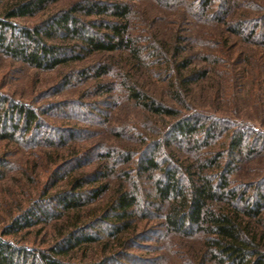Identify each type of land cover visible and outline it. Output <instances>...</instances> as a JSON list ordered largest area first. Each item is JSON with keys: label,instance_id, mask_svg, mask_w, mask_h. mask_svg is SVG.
Masks as SVG:
<instances>
[{"label": "trees", "instance_id": "16d2710c", "mask_svg": "<svg viewBox=\"0 0 264 264\" xmlns=\"http://www.w3.org/2000/svg\"><path fill=\"white\" fill-rule=\"evenodd\" d=\"M61 1L0 0V54L59 69L58 88L82 90L57 107L70 123L53 128L0 93V180L16 169L30 179L23 155L37 146L51 149L41 163L52 167L38 198L3 228L0 264H264V130L187 103L211 72L235 98L264 87V51L250 47L264 48V4L72 0L51 12ZM40 14L34 28L14 23ZM121 101L169 119L141 133L124 123L108 143L100 128ZM47 225L57 233L48 248L5 239Z\"/></svg>", "mask_w": 264, "mask_h": 264}, {"label": "rangeland", "instance_id": "374dc122", "mask_svg": "<svg viewBox=\"0 0 264 264\" xmlns=\"http://www.w3.org/2000/svg\"><path fill=\"white\" fill-rule=\"evenodd\" d=\"M71 1L62 0L51 8V12L68 6ZM257 1L264 4V0ZM239 11L241 12V10ZM46 15L40 14L33 18H19L15 19L14 23L21 27L34 28L45 19ZM177 16L176 13H173L170 15V19L177 20ZM250 47L257 51H264V48L256 45H250ZM195 49L196 51L202 50L200 46ZM203 65H205L204 62L198 60L196 66L202 67ZM64 75L65 72L62 73L59 69L55 71L32 69L0 54V93L38 110L41 117L50 123L52 128L53 125L66 127L70 123L68 121L71 119L69 120L68 116H62L64 112L60 113L57 107L67 105L71 100L79 99L78 97L82 93V90H61L58 88V83L64 78ZM138 78L159 97H163L165 101L170 103L174 102L168 96L164 83L151 79L146 74H141ZM88 85L93 86V82L83 84L81 89L87 88ZM225 85L226 83L222 78L211 72L206 80H202L199 84L193 86L190 95L187 97L190 111L200 110L217 117L248 123L260 130H264V87L254 88L252 96L249 94L246 98L235 92L238 97L235 98L234 94H227L228 91H225ZM252 88L250 86V89ZM78 89H80L79 86ZM179 107L184 112H187V109L183 108V106ZM105 109L108 110L109 108ZM105 109L104 111H106ZM108 114L110 113L108 112ZM168 119L154 117L131 101H121V104L116 109H113L112 115L108 117V122L104 125V128H100L101 135L99 137L105 138L108 143H117L115 131H118L117 129L121 128L124 123L135 126L141 133L148 130V125H152L149 124L150 121H153L159 128H163L162 126L165 125ZM41 132L45 134L44 130ZM50 150L46 147L37 146L23 155V165H26L25 167L30 165L29 167L32 170H30L32 176L30 179L33 178L34 181L27 178L22 169L12 170L6 178L0 180V202H3V206H0V236L3 228L11 222L12 218L21 209L26 208L31 200L38 198L43 185L48 182V170H52V167L48 165L47 167L49 168H44L42 163H47L44 153ZM45 169H47V172ZM56 235L55 227L47 225L44 228L35 227L21 233L17 237L5 236V239H10L15 243L25 244L32 248L45 249L53 244Z\"/></svg>", "mask_w": 264, "mask_h": 264}]
</instances>
